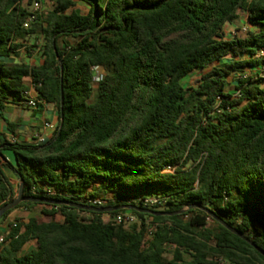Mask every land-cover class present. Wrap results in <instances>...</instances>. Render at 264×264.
Returning <instances> with one entry per match:
<instances>
[{"label": "trees", "instance_id": "1", "mask_svg": "<svg viewBox=\"0 0 264 264\" xmlns=\"http://www.w3.org/2000/svg\"><path fill=\"white\" fill-rule=\"evenodd\" d=\"M22 1L0 0V120L10 99L23 102L29 78L59 122L44 145L11 143L0 123V209L16 196L7 169L24 179L27 197L91 207L88 200L102 198L109 203L95 208H121L122 200L158 196L167 200L164 212L176 214L134 211L142 224L125 228L104 217L126 209L21 203L0 224L31 205L64 220L12 225L0 264H264L260 72L240 76L241 98L227 92L232 75L264 67V56L257 57L264 51V0H55L29 29L31 12ZM78 1L90 6L86 15L74 9ZM240 12L253 30L226 38L225 26ZM37 33L41 66L4 61L21 48L17 40ZM93 66L105 72L96 90ZM168 166H178L176 173H164ZM147 218L156 225L149 242ZM33 241L36 248L21 254Z\"/></svg>", "mask_w": 264, "mask_h": 264}, {"label": "crops", "instance_id": "2", "mask_svg": "<svg viewBox=\"0 0 264 264\" xmlns=\"http://www.w3.org/2000/svg\"><path fill=\"white\" fill-rule=\"evenodd\" d=\"M53 4L55 6V2H53ZM78 5L86 6L89 12L90 6L86 3L78 1L76 6ZM77 11L79 12V10ZM82 14L86 15L84 13ZM33 40L34 39L30 37L17 40L16 43L21 45V48L12 53L9 57L4 58V61L9 64H25L33 67L41 66L44 59L41 50L43 39L40 41V47L25 51L27 48L26 44H28L29 41L30 44H33ZM247 70L248 71L245 70L242 73H239V76L249 77V74L251 77H255L259 72H261L262 67L260 66ZM25 82L29 86L32 85V81L29 78L25 79ZM236 85L237 82L234 84V86L236 87ZM262 87L264 88V80L262 81ZM47 122H52L58 125L59 115L54 105L41 103L38 108L33 109L27 107L23 102H12L11 99L10 104L6 105L4 119L0 120L2 134L7 141L11 143H21L27 145H34L33 139L36 138L37 134L44 135L49 139V141L51 140L54 133L44 127L45 123ZM9 125L13 126L15 132H11L9 130ZM2 153L6 160L14 164L15 157L10 150L3 149ZM5 173L8 176L11 185L15 189L19 190L20 181L17 174L7 169H5ZM43 210L44 208L39 205L22 206L14 210L4 221L1 222L0 236H4L6 238V236L9 235L11 231L12 225L20 224L24 226L27 225L32 219H36L39 222L44 223L63 222L64 218L60 214H56L55 216L51 217L43 214ZM8 243L9 241H6L4 246H6ZM34 248H36V242H30L23 248L21 254Z\"/></svg>", "mask_w": 264, "mask_h": 264}, {"label": "built area", "instance_id": "3", "mask_svg": "<svg viewBox=\"0 0 264 264\" xmlns=\"http://www.w3.org/2000/svg\"><path fill=\"white\" fill-rule=\"evenodd\" d=\"M41 10V2L40 0H35L33 4V11L31 12V15L27 19L26 23L24 24V29H29L31 25L36 21L37 16L39 15V11ZM246 30V29H245ZM264 56V51H260L257 55V57ZM92 77H93V87L96 88L99 83L104 78V70L101 67L93 66L91 68ZM246 78V77H245ZM257 79H263L264 80V67L262 68L260 74L257 76ZM41 85L39 84L38 87ZM240 91H236L234 94V97L239 99L241 98ZM22 99L23 103L29 107V108H38L41 103H45L43 100L40 99L39 92L37 90V87L32 84L29 86L28 89L24 90L22 92ZM57 124H54L52 122L45 123L44 127L47 130L52 131L53 133L57 129ZM34 145H44L49 142V139L44 136L37 134L36 138L33 139ZM178 169V166H168L164 170V173L167 174H174L176 173V170ZM48 194H54L53 190H47ZM110 200L108 199H102V198H95L88 200L89 204L94 207H101L105 206L109 203ZM121 203H124L127 206H132L133 204H136L137 207L145 208V209H152L154 207L160 206V210L164 211L167 208V200L163 197L158 196H150L146 198H141L138 200H122ZM105 221L114 222L116 224L123 225L125 228L131 227L133 225H141L142 220L134 213L133 210H125L123 212L118 213L114 216H105ZM145 227H146V238L145 241L149 242L153 238V234L156 231V225L153 223V220L150 218H147L145 220ZM14 227H16V224H14ZM6 243L5 237L0 236V247H2Z\"/></svg>", "mask_w": 264, "mask_h": 264}, {"label": "rangeland", "instance_id": "4", "mask_svg": "<svg viewBox=\"0 0 264 264\" xmlns=\"http://www.w3.org/2000/svg\"><path fill=\"white\" fill-rule=\"evenodd\" d=\"M34 2H35V0L33 2L30 1V0H23L22 1V5L27 7L29 9V11L32 12L33 11ZM40 2H41V10L38 12L39 16L46 15L48 12H50V11H52L54 9L53 2H55V0H40ZM74 9L79 10V12L84 13V14H86L88 12V8L86 6H83V5H78ZM252 30H253V28L248 24L246 15L244 13L240 12V16H239L238 20H236L232 24H227L225 26V35H226L225 37L226 38H230V37H232L234 35L235 36H239V37H243L249 31H252ZM38 34L39 33H37V34H35L33 36H30V35L27 36V37L33 38L34 42H33V44H30V41H29L28 44H26L27 48L25 49V51L33 50V49H36V48L41 46L40 45V43H41L40 41L42 40V36H40V34L39 35ZM246 71H248V70H246ZM201 75H202L201 71L192 74L190 77L185 79L184 84L186 86H193L195 84L196 80L199 79ZM248 76H250V75L248 74ZM239 77H240L239 74H236V75H232L229 78V85L227 87V92L229 94H232V93L236 92L234 84L240 79ZM95 90H96V88H95ZM94 98L95 97H93V99ZM7 104L9 105L10 101ZM189 166L190 165H188L187 167H189ZM15 194H16V196H15V198H16L17 195H18V189L15 190ZM186 220H188V218ZM172 252H173L172 249L169 250V252L167 254V256L169 258H171Z\"/></svg>", "mask_w": 264, "mask_h": 264}, {"label": "water", "instance_id": "5", "mask_svg": "<svg viewBox=\"0 0 264 264\" xmlns=\"http://www.w3.org/2000/svg\"><path fill=\"white\" fill-rule=\"evenodd\" d=\"M62 100H63V93H62ZM63 118V114L61 116ZM19 181H20V186H19V190H18V195L15 199L11 200L10 202H8L4 207H2L0 209V219L9 211L17 208L21 203H25V202H30V203H45V204H53V205H65V206H69V207H74V208H78V209H82V210H87V211H92V212H99V213H108V212H114V211H118L120 209H126V210H133L139 213H143V214H148V215H152V216H173L175 215L167 213V212H155L151 209H144V208H138L135 206H124L121 208H95V207H91V206H87V205H81V204H77V203H72V202H65V201H59V200H49V199H45V198H35V197H27L25 196V182L24 179L19 176ZM201 209V207H196ZM208 211V210H206ZM214 219H216L220 224H222L224 227H226L227 229H229L233 234H235L236 236H238L239 238L243 239L244 241L251 243L254 247L255 245L245 236L243 235L241 232H239L237 229H234L232 227H230L227 223H225L222 219L218 218L214 213L212 212H208ZM258 251L264 255V251H262L261 249H258Z\"/></svg>", "mask_w": 264, "mask_h": 264}]
</instances>
